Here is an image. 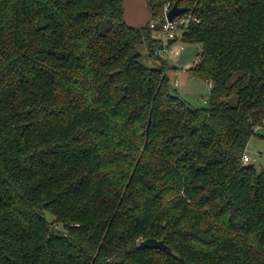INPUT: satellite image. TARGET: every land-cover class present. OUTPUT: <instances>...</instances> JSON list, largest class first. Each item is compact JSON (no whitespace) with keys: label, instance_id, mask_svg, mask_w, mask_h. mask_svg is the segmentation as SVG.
I'll list each match as a JSON object with an SVG mask.
<instances>
[{"label":"trees","instance_id":"obj_1","mask_svg":"<svg viewBox=\"0 0 264 264\" xmlns=\"http://www.w3.org/2000/svg\"><path fill=\"white\" fill-rule=\"evenodd\" d=\"M145 2L0 0V264H264V0ZM174 4L204 107L137 49Z\"/></svg>","mask_w":264,"mask_h":264},{"label":"rangeland","instance_id":"obj_2","mask_svg":"<svg viewBox=\"0 0 264 264\" xmlns=\"http://www.w3.org/2000/svg\"><path fill=\"white\" fill-rule=\"evenodd\" d=\"M126 1V2H125ZM144 2V3H143ZM124 4V18L131 19L136 8L138 16L142 19H148V7L145 0H123ZM168 6V4H167ZM169 8H167L168 11ZM128 18V19H127ZM174 46H182L181 54L175 60L169 59L167 55L162 54L160 58L165 59L164 72L169 78L170 90L173 93L179 94L184 101L192 107H204L208 104L209 85L204 80L190 75L188 68H190L198 60V53L200 45L197 43L183 42L178 40ZM138 51L142 54L141 62L145 66H160L159 59L147 57L146 44L142 43L137 46ZM153 55V54H152ZM154 56V55H153ZM157 57V56H155ZM172 69H170V67ZM175 79H178L177 86L172 85ZM245 153L249 157V163L255 167L257 171L264 170V127L255 130V134L249 139L246 144ZM50 220L49 217H47ZM60 228V226H57Z\"/></svg>","mask_w":264,"mask_h":264},{"label":"built area","instance_id":"obj_3","mask_svg":"<svg viewBox=\"0 0 264 264\" xmlns=\"http://www.w3.org/2000/svg\"><path fill=\"white\" fill-rule=\"evenodd\" d=\"M167 8H164L163 17L157 19H151L148 27L152 31V35L156 41V46L152 50L154 56L160 57L162 54L168 56L169 59L174 60L181 52V46H174L181 37V27H186L189 16H175L171 21L167 20L166 12ZM172 40L171 42H168ZM174 85H178V81L173 82ZM250 159L247 154H243L242 161L248 162ZM56 228V226H54Z\"/></svg>","mask_w":264,"mask_h":264},{"label":"water","instance_id":"obj_4","mask_svg":"<svg viewBox=\"0 0 264 264\" xmlns=\"http://www.w3.org/2000/svg\"><path fill=\"white\" fill-rule=\"evenodd\" d=\"M186 11L185 8L178 7L176 4H174L171 8L168 9L166 12V18L167 20L171 21L175 16H179L183 14ZM172 40H169L168 42H171ZM140 247L143 248H150V249H160V250H169V248L163 243L162 240H156L154 238H147L142 240L139 243Z\"/></svg>","mask_w":264,"mask_h":264},{"label":"crops","instance_id":"obj_5","mask_svg":"<svg viewBox=\"0 0 264 264\" xmlns=\"http://www.w3.org/2000/svg\"><path fill=\"white\" fill-rule=\"evenodd\" d=\"M128 1H130V0H128ZM131 1H132V0H131ZM125 2H126V1H125ZM143 3H144V2H143ZM132 9L134 10L133 13H135V14H133L132 17H130L131 19H129V20H127V21H128V22H132L133 24H129V23H127V22H126V23L129 24V25H131V26H135V27H136V26H142V25H145L146 22L148 21V19L150 18V12H149V10H148V17H149V18L145 20V19H142L141 17L138 16V12H137L136 8H132ZM127 19H128V18H127ZM180 40H181V37H180ZM181 47H182V46H181ZM182 49H183V48H182ZM181 51H182V50H181ZM180 54H181V52H180ZM180 54H179V55H180ZM179 55H178V56H179ZM178 56H177V57H178ZM177 57H176V58H177ZM159 58H160V57H159ZM174 60H175V59H174ZM160 61H162V63L165 64V61H166V60L163 59V58H160V59H159V62H160ZM168 67H170V66H168ZM170 69H172V67H170ZM175 80L178 81V79H175ZM175 80H174V81H175ZM172 84H173V83H172ZM178 84H179V81H178ZM173 85H174V84H173ZM208 85H209V84H208ZM174 86H177V85H174Z\"/></svg>","mask_w":264,"mask_h":264}]
</instances>
